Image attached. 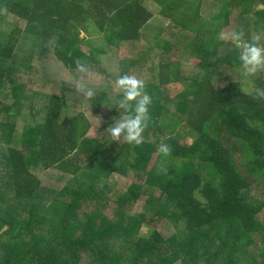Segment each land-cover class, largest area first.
Wrapping results in <instances>:
<instances>
[{
    "label": "trees",
    "instance_id": "16d2710c",
    "mask_svg": "<svg viewBox=\"0 0 264 264\" xmlns=\"http://www.w3.org/2000/svg\"><path fill=\"white\" fill-rule=\"evenodd\" d=\"M202 1L0 0V264H264V71L251 93L217 80L242 72L240 45L221 34L264 45V0H223L211 19ZM156 14L182 30L144 38ZM99 36L114 55L132 44L131 55L111 69ZM181 51L198 63L174 60ZM52 61L35 73L34 62ZM92 73L105 84L87 81ZM123 74L152 97L138 146L104 132L122 112ZM171 82L185 88L163 101ZM128 170L144 181L109 191V177ZM161 220L170 237L141 233Z\"/></svg>",
    "mask_w": 264,
    "mask_h": 264
},
{
    "label": "rangeland",
    "instance_id": "374dc122",
    "mask_svg": "<svg viewBox=\"0 0 264 264\" xmlns=\"http://www.w3.org/2000/svg\"><path fill=\"white\" fill-rule=\"evenodd\" d=\"M187 1H194V0H187ZM222 3H223V0H203L201 4L202 5L201 13H200L201 17L206 18V19H211L214 16H216L219 13V6ZM180 18L186 21V19L183 17V14L179 12L173 15V19L174 20L176 19L175 20L176 22L179 21L183 23L181 20H179ZM173 19L169 20V19L159 16V14H156L143 28L142 36L144 38L145 37L155 38L159 35L160 30L161 31L169 30L172 33L178 32V29L182 30V27L180 25H176L174 22H172ZM96 39L98 40L99 43H101V45H103L107 49L108 55L105 56V59H106L105 64L106 63L107 65L112 64V67L110 66L111 69L113 68L115 64H117V61L119 59H126V58H129V56L131 55V50L133 47L132 44H124L118 49L116 55H114L113 53H111L112 52L110 50L111 47L109 48V46L106 45L107 41L105 38H103V36H99ZM17 52L20 53L21 50L19 49V51ZM174 60H180L183 63L190 64V65H195L198 63V60L191 58L187 53L183 51H181L178 57H174ZM34 63L36 64L34 65V69L36 70L35 73H43L44 72L43 69L47 67L54 68L55 70L56 69L55 67L57 66L56 64L52 65V63H54L53 61L51 63H48V62L44 63L43 65L38 64L36 62ZM139 66H141L140 68L143 67L142 65H138V67ZM140 68H138V70H140ZM143 70H144L143 71L144 76L149 74L148 72L149 69L148 70L143 69ZM259 75H261L260 72L253 76H246L241 71L236 70L234 68H230L227 71L219 72L217 76V80L219 81V83H223V84L239 82L241 84V88L243 89V91L251 93L255 89V86H256L255 79ZM86 80L89 81L91 84H98V83H101L100 85L105 84L104 79L101 78L98 73L89 74L86 77ZM184 88H185V85H183L180 82H171V83L165 84L161 90L163 101L165 99L167 100V99L175 98L176 96H178L179 93L183 91ZM190 129L191 128L188 125H184V124H181L178 126L177 132H179L182 135L183 138L181 139L184 140L185 144H190L194 138V134ZM156 163H157V160L154 156L151 161V166ZM143 181L144 179L142 176L134 174L131 170H128L127 177H121L117 175L116 173H113L108 179V184L110 185L112 189V190L109 189V191L114 192L116 191V189H121L125 187L127 184H130L132 182L141 183ZM142 202H143L142 200L138 201L136 205L134 206V208L132 209V211L134 212L139 211L141 208ZM262 215L260 216V219ZM153 229L156 230L163 238L170 237L176 231V229L173 227L171 222H169L168 220H161L160 222H158L156 225H153V226L144 224L141 227V233L144 235H149Z\"/></svg>",
    "mask_w": 264,
    "mask_h": 264
},
{
    "label": "clouds",
    "instance_id": "9594fccd",
    "mask_svg": "<svg viewBox=\"0 0 264 264\" xmlns=\"http://www.w3.org/2000/svg\"><path fill=\"white\" fill-rule=\"evenodd\" d=\"M241 33L233 31L229 36L221 34L218 39H230L240 45L238 53L239 67L246 76H253L264 71V45L257 42H247L241 39ZM259 38L257 37V40ZM76 70L88 73L86 63L76 62ZM115 88L122 95L117 99L116 105L119 117L104 131L108 133V140L124 141L130 146H138L143 142V132L149 123V106L152 103L151 95L145 91L144 81L134 75L123 74L116 78ZM76 89L87 98H91L94 90L81 81H77ZM158 151L167 155L170 145L162 143Z\"/></svg>",
    "mask_w": 264,
    "mask_h": 264
}]
</instances>
